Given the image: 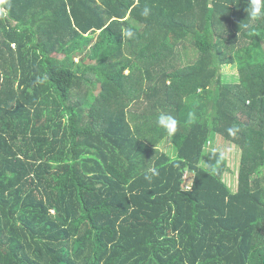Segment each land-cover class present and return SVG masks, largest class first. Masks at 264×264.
I'll return each mask as SVG.
<instances>
[{
	"label": "trees",
	"instance_id": "16d2710c",
	"mask_svg": "<svg viewBox=\"0 0 264 264\" xmlns=\"http://www.w3.org/2000/svg\"><path fill=\"white\" fill-rule=\"evenodd\" d=\"M247 3L0 0V264H264V19Z\"/></svg>",
	"mask_w": 264,
	"mask_h": 264
},
{
	"label": "rangeland",
	"instance_id": "374dc122",
	"mask_svg": "<svg viewBox=\"0 0 264 264\" xmlns=\"http://www.w3.org/2000/svg\"><path fill=\"white\" fill-rule=\"evenodd\" d=\"M95 34H96L95 37L99 36L100 31H97V33H95ZM185 45L188 48V44L185 43ZM193 55H194L193 51L188 48V50L187 49L180 50V52L178 53L177 56L181 57V60L183 62L182 64L185 65L188 63V61L191 60ZM79 58H81V57L78 56V58H76V61L79 60ZM222 74H223L224 79L227 82H237L238 81V71H237V67L235 65H232V64L229 65L228 64V65L223 66L222 67ZM152 104H153V102H152ZM146 105L150 106V103L145 102L141 106V104L139 102H136L135 104L132 105L133 108L130 109V113H135V114L137 113L138 114V110H140L139 108L146 107ZM135 118L137 119V117H133V119H130L132 124H133V122H136ZM158 147L171 156H175L177 153L176 148L174 147L173 143L171 142L170 137L165 138ZM228 148L229 149L226 150L225 154L230 159V169L228 170L225 179H226V182L228 183V185L231 187V189L235 191V190H237V187H238V173H239V164H240V159L238 157L240 156V149L237 146H229ZM204 164L206 165L207 161L204 160Z\"/></svg>",
	"mask_w": 264,
	"mask_h": 264
},
{
	"label": "clouds",
	"instance_id": "9594fccd",
	"mask_svg": "<svg viewBox=\"0 0 264 264\" xmlns=\"http://www.w3.org/2000/svg\"><path fill=\"white\" fill-rule=\"evenodd\" d=\"M246 11L248 13V17L251 20L264 19V0H248ZM143 15L145 16L148 15L147 9L143 12ZM126 35L131 37L133 36V32L131 30H128ZM76 62H78V60ZM193 122H194V114L192 112H189L187 123L191 124ZM129 123L133 125L132 122ZM156 124L159 128L163 129L169 136L175 135L179 128V122L176 119V117L165 112H161L157 116ZM228 132L229 134H233L234 130L232 128H229ZM220 155L223 158L224 153L221 152ZM157 174H158L157 170L151 166L147 167L143 173L145 180L149 182H151L153 177L156 176Z\"/></svg>",
	"mask_w": 264,
	"mask_h": 264
},
{
	"label": "crops",
	"instance_id": "0c3cea01",
	"mask_svg": "<svg viewBox=\"0 0 264 264\" xmlns=\"http://www.w3.org/2000/svg\"><path fill=\"white\" fill-rule=\"evenodd\" d=\"M218 143H220L219 140H218ZM231 146H234V145H231ZM227 149H229V148H227Z\"/></svg>",
	"mask_w": 264,
	"mask_h": 264
}]
</instances>
